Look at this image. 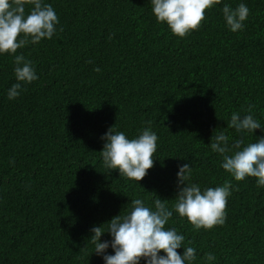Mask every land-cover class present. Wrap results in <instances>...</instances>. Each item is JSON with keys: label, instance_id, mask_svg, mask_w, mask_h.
<instances>
[{"label": "trees", "instance_id": "16d2710c", "mask_svg": "<svg viewBox=\"0 0 264 264\" xmlns=\"http://www.w3.org/2000/svg\"><path fill=\"white\" fill-rule=\"evenodd\" d=\"M46 2L62 30L17 50L39 79L15 100L7 97L14 57L0 55V264H103L90 228L135 198L150 204L156 194L171 207L182 163L202 187L237 185L224 225L196 230L171 218L168 226L197 249L194 264H264V188L254 177L235 181L210 148L214 131L239 138L227 128L233 111L254 105L264 125V0H222L183 38L157 22L150 0ZM241 2L249 16L231 32L223 3ZM147 121L158 135L147 175L137 182L108 172L102 135L114 127L133 137Z\"/></svg>", "mask_w": 264, "mask_h": 264}, {"label": "clouds", "instance_id": "9594fccd", "mask_svg": "<svg viewBox=\"0 0 264 264\" xmlns=\"http://www.w3.org/2000/svg\"><path fill=\"white\" fill-rule=\"evenodd\" d=\"M220 3L222 0H150L157 22L166 24L173 35L181 38L197 30L205 20L206 10ZM249 12L246 3L236 7L223 3L225 26L231 32L244 30ZM59 24L56 10L46 0H0V55L14 57L17 81L7 90L9 100L18 98L26 90L25 85L39 79L33 62L22 52L17 54V50L29 43L52 39L62 30L58 29ZM94 71L100 72L101 68L97 66ZM254 108L248 105L243 114L233 111L227 120V128L234 129L239 138L233 140L225 131H214L210 148L222 157L220 167L235 181L254 177L256 186L264 188V135H254L257 129L264 133V125L255 117ZM146 124L133 137L114 127L102 135L104 143L99 152L108 172L118 170L120 177L137 182L147 175L154 165L158 135L150 121ZM249 133L255 139L245 143L244 137ZM176 176L177 191L171 207L165 202L168 199L162 200L156 194L150 204L143 198H135L123 213L90 228L93 253L102 258L103 264H194L197 249L191 242L185 245L184 234L168 226L171 218L178 214L196 230L224 225L228 198L237 185L226 181L214 187H202L193 181L189 163L179 164ZM105 233L110 239L102 241ZM181 247L183 254L177 251ZM109 248L112 253L108 252ZM215 259L214 254H206L207 261Z\"/></svg>", "mask_w": 264, "mask_h": 264}]
</instances>
